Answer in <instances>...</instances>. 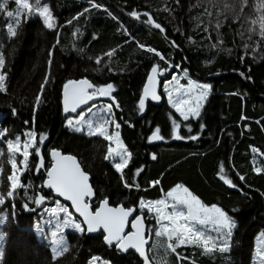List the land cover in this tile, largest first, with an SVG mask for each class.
<instances>
[{
  "label": "trees",
  "instance_id": "1",
  "mask_svg": "<svg viewBox=\"0 0 264 264\" xmlns=\"http://www.w3.org/2000/svg\"><path fill=\"white\" fill-rule=\"evenodd\" d=\"M30 2L34 3V0ZM43 2L50 4L57 18V29H45L42 21L36 17L24 24L18 38L8 39V19L0 13V43L4 45L6 55L9 89L7 94H0V128L9 129V138L31 128L46 134L48 139L42 151L57 147L82 159L94 187L107 194L113 205L126 203L128 199L138 202L141 196L146 199L160 198L161 188L167 191L176 183H184L205 202L223 206L237 219L238 229L234 230L231 261L232 264H251L256 236L264 230V196L260 195L264 192V172L257 174L253 171L257 164L264 167V155L251 151V147H257L264 152V44L257 52L249 49L245 54L243 44L247 42V35L242 37L237 33H246L248 24L245 22L241 28L239 22H230V14L229 22L221 18L224 26L219 31L224 42L222 47L232 49L231 54L212 48L211 45L217 40L215 12L212 17L203 15L205 7L212 10L209 0H179V4L175 0H95L118 19L114 20L102 9H91L71 25L66 21L88 8V0ZM260 2L249 0L244 8L245 20L258 16L256 6ZM166 5L173 11H163ZM15 7L14 2H10L9 10ZM133 9L152 13L156 22L165 27L168 39L158 29L143 23L146 17L138 21L129 16ZM197 17L202 21L199 27ZM121 20L126 21V29L121 25ZM206 27L207 32L203 31ZM76 28L80 29V33L74 36ZM57 32L60 43L54 49L51 66L54 83L45 86L42 103L34 113L35 96L49 71L48 53L56 42ZM93 34L98 38L94 40ZM169 40H175L180 49L171 48ZM137 43L154 47L166 56L171 54L176 63L190 69L192 78L214 85L200 121L206 124V128L198 141H147L150 129L154 130L156 125L161 126L166 137L170 135L171 121L168 117L170 113L174 114V110L164 97L160 105L146 103L143 114L133 111L146 82V73L158 60L139 49ZM12 49L14 53L9 55ZM79 49L84 51L80 52ZM111 49H116V52L109 60L104 53ZM242 56L244 63L240 61ZM96 57H101L100 65L96 64ZM160 63L163 65V62ZM249 66L251 81L238 74V71H247ZM109 67L112 72H109ZM217 72L220 74L216 75ZM83 77L98 84L113 82L117 86L114 95L123 109L116 111L117 119L123 116L134 124V127H128L122 123L121 127L122 139L132 152L124 175L128 182L140 184L139 191L133 188L129 193L112 163L103 159L107 141L101 137L74 133L64 126L66 116L61 102L62 84L67 79ZM233 92L239 95H232ZM13 107L18 113L15 117L11 113ZM242 115L248 119L241 120ZM174 116L178 117V114ZM24 121L29 123L25 125ZM192 125L194 133L198 132L197 121H192ZM180 131L187 134L184 128ZM0 150L5 153V168L10 171V166L6 164V145L0 143ZM151 153H156L158 159L153 161ZM221 162L225 163L228 178L239 186L237 189L228 187L219 179L217 173ZM139 167H143V172L134 176L135 169ZM236 172L245 175L246 182H241ZM155 179H159L161 184L149 187L147 182ZM233 209L237 211L233 212ZM35 216L36 213L23 212L18 205L16 221L0 226L8 233L5 241L6 264H52L50 247L32 229ZM66 237L70 242V252L59 258L57 264H87V259L93 254L110 258L114 264H138L135 255H117L113 249L103 245L101 233L91 236L69 231ZM178 251L191 255L194 249ZM195 259L198 264H221L219 258L211 260L198 252Z\"/></svg>",
  "mask_w": 264,
  "mask_h": 264
},
{
  "label": "snow or ice",
  "instance_id": "2",
  "mask_svg": "<svg viewBox=\"0 0 264 264\" xmlns=\"http://www.w3.org/2000/svg\"><path fill=\"white\" fill-rule=\"evenodd\" d=\"M10 2L16 5L13 10H9ZM175 2L179 4V0ZM209 3L212 10L205 7L203 15L212 17L215 12L217 40L211 45L212 48L231 54L232 49L222 47L224 42L219 31L224 26L222 19L229 22L230 14V22H239L241 28L245 22L248 24L246 33L244 31L237 33L242 37L247 35V42L243 44L245 54L249 49L253 53L257 52L264 44V0L256 6L258 16L247 20L243 18V13L249 0L232 2L223 0L222 3L219 0H209ZM88 4V8L83 9V12L78 13L72 20L66 21V24L71 25L73 21H78L80 16L91 9H102L114 20L118 19L95 0H88ZM163 11L171 12L173 9L166 5ZM0 13L8 19L6 24L8 39L18 38L22 34L24 24L36 17L42 21L45 29L54 30L58 27L57 18L50 4L43 0H34V3L30 0H0ZM128 15L138 21L141 17H146L142 22L158 29L160 33L165 34V39H168L165 27L156 22L152 13L148 11L141 13L133 9ZM197 20L199 27L202 21L200 17H197ZM176 31L179 32L180 29L177 28ZM203 31L207 32L208 28H204ZM78 33L80 29L76 28L73 35L76 36ZM254 36L257 38L253 39ZM97 38L93 34V39ZM59 43L57 32L56 42L48 53L49 71L40 85L39 93L35 96L34 113L42 103L45 86L50 82L54 83L51 66L54 49ZM169 45L177 50L181 47L175 40H169ZM137 47L145 53L154 55L158 60L146 73V82L143 83L142 92L133 111L143 114L147 101L159 102L166 97L167 104L174 110V114H178V117L173 113L169 114L171 129L168 137L163 134L161 126L156 125L154 130L150 129L151 134L146 137L147 141L149 143L167 142L168 139L198 141L206 128V124L200 121L214 91V85L192 78L190 69L176 63L171 54L166 56L144 43H137ZM78 51L83 52L84 49ZM115 52L116 49H111L104 55L111 60ZM13 53L14 49L8 54ZM240 61L244 63L243 56L240 57ZM95 62L100 65L101 57H96ZM160 62H163V65ZM109 72H112L110 67ZM250 72L249 66L247 71H238V74L241 78L251 81ZM182 80L185 83H182ZM8 90L6 55L4 45L0 43V94H7ZM116 92L117 86L113 82L98 84L87 77L67 79L62 84L63 112L67 114L64 126L74 133L87 137H101L107 141V151L103 159L112 163V167L120 174L123 187L131 193L133 188L139 191L140 184L135 181L130 183L125 178L124 170L129 165L132 152L122 139L120 130L122 123L128 127H134V124L123 116L117 119L116 111L123 109L121 102L114 95ZM231 94L239 95L237 92ZM100 98H107L110 102L98 107L95 101ZM11 113L15 117L18 114L17 109L11 108ZM247 119L246 116H241V120ZM192 121H197L198 132L194 133ZM28 123L24 121L25 125ZM181 128L186 129L187 134H181ZM47 139L46 134L38 133L35 128L15 133L12 138H9L7 127L0 128V143L6 145V164L10 166L8 171L5 168V153L0 150V226L16 221L18 205L23 212L36 213L42 209L32 227L36 234L49 241L52 264H57L59 258L70 252V242L65 236L66 229L81 235L100 232L103 245L113 249L117 255H135L138 264H198L195 259L197 252L211 260L219 258L221 264H232L234 230L238 229V221L223 206L205 202L184 183H176L167 191L161 188L160 198L146 199L141 196L138 197V202L128 199L126 203L117 202L113 205L107 194L98 191L90 183V174L84 167L82 159H78L74 154L64 153L57 147L48 148L47 152L42 151ZM251 151L264 155L257 147H251ZM150 155L153 161L158 159L156 153ZM143 170V167L136 168L133 175L139 176ZM253 171L260 174L264 172V167L256 166ZM217 175L228 187L232 189L239 187L233 179L228 178L224 162L219 164ZM236 175L241 182H246L245 175L239 172H236ZM37 180L39 183H36ZM147 183L149 187H155L160 185L161 181L155 179ZM260 195L264 196V192ZM45 226L48 228L47 234ZM7 236L8 233L0 228V264H6ZM256 241L252 260L254 264H264V231L260 232ZM187 248L194 249L191 255L178 251ZM87 264L114 262L110 258L93 254L87 259Z\"/></svg>",
  "mask_w": 264,
  "mask_h": 264
},
{
  "label": "rangeland",
  "instance_id": "3",
  "mask_svg": "<svg viewBox=\"0 0 264 264\" xmlns=\"http://www.w3.org/2000/svg\"><path fill=\"white\" fill-rule=\"evenodd\" d=\"M120 23H121V25L126 29V27L125 26H127V23H126V21H123V20H121L120 21ZM169 79H170V76H169ZM182 83H185V81H181ZM166 98V97H165ZM166 101H167V98H166ZM95 103H97V105H98V107L101 105V104H106V103H109V102H104V101H97V102H95ZM111 130V129H110ZM121 131V130H120ZM258 165V164H257ZM256 165V166H257ZM46 206H50V205H46ZM42 211V209H40V210H38L37 212H36V216H35V218H36V220H37V218L39 217V214H40V212ZM32 229H34L33 227H32ZM69 231H72V232H74L73 230H71V229H66L65 230V236H66V234H67V232H69ZM262 231H264V230H262ZM262 231H260V232H262ZM47 232H48V228H47V226H45V233L47 234ZM260 232L258 233V235L260 234ZM38 235V234H37ZM257 235V236H258ZM256 236V237H257ZM38 237L40 238V240L41 241H43L45 244H47L48 246H49V241L48 240H45L44 239V237H42V236H39L38 235ZM67 238V237H66ZM256 243H257V241H256V239H255V248H256ZM50 247V246H49ZM254 252H255V249H254ZM251 264H254V262H253V260H252V263Z\"/></svg>",
  "mask_w": 264,
  "mask_h": 264
},
{
  "label": "water",
  "instance_id": "4",
  "mask_svg": "<svg viewBox=\"0 0 264 264\" xmlns=\"http://www.w3.org/2000/svg\"><path fill=\"white\" fill-rule=\"evenodd\" d=\"M160 89H158V91H159ZM99 100H103V101H107V102H110L107 98H100V99H98L97 101H99ZM97 101H95V102H97ZM61 102H62V98H61ZM148 102H151V103H153V104H155V105H160V104H162L163 102H164V97L159 101V102H155V101H151V100H149V101H147L146 103H148ZM62 108H63V105H62ZM64 113V112H63ZM64 115L66 116L67 114H65L64 113ZM153 143H156V142H153ZM90 183H92V177H91V175H90ZM45 190H47V189H45ZM48 191V190H47ZM62 199V198H61ZM102 231V230H101ZM100 232H97V233H87V234H89V235H91V236H94V235H97V234H99Z\"/></svg>",
  "mask_w": 264,
  "mask_h": 264
},
{
  "label": "bare ground",
  "instance_id": "5",
  "mask_svg": "<svg viewBox=\"0 0 264 264\" xmlns=\"http://www.w3.org/2000/svg\"><path fill=\"white\" fill-rule=\"evenodd\" d=\"M90 79V78H89Z\"/></svg>",
  "mask_w": 264,
  "mask_h": 264
}]
</instances>
